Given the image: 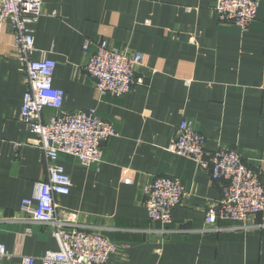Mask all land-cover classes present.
Returning <instances> with one entry per match:
<instances>
[{
  "label": "crops",
  "instance_id": "obj_1",
  "mask_svg": "<svg viewBox=\"0 0 264 264\" xmlns=\"http://www.w3.org/2000/svg\"><path fill=\"white\" fill-rule=\"evenodd\" d=\"M29 26L32 60L56 64L52 85L64 93L63 110L95 109L117 133L103 144L102 162L85 168L59 155L69 194L56 199L77 229L115 246L109 264H264V213L246 221L207 226L205 210L228 185L212 181L195 162L167 149L181 122L205 138V149L234 150L264 175V0L245 30L219 23L216 0H41ZM8 22L0 30V243L21 264L55 250L49 226L19 210L33 185L45 180L37 138L19 115L27 90L23 63ZM142 54L135 83L122 97L99 94L84 72L96 46ZM88 42V48L84 49ZM54 114L44 110L42 120ZM178 179L186 198L172 223L148 219L142 189L155 177Z\"/></svg>",
  "mask_w": 264,
  "mask_h": 264
},
{
  "label": "built area",
  "instance_id": "obj_2",
  "mask_svg": "<svg viewBox=\"0 0 264 264\" xmlns=\"http://www.w3.org/2000/svg\"><path fill=\"white\" fill-rule=\"evenodd\" d=\"M41 0H0V30L8 22L14 32L16 53L23 63L27 90L20 108V121L37 138V147L45 160V180L34 183L32 194L20 202V213L29 220L51 228L55 250L38 258L40 264H109L115 246L100 234L77 229V224L63 217L56 199L69 194L70 177L59 164V155L74 158L88 168L102 162L103 144L114 138L115 128L101 120L95 109L63 110L64 93L53 87L55 62L48 58L32 60L33 37L29 26L41 16ZM259 0H216L215 18L242 31L257 15ZM86 42L84 49L88 48ZM141 53L126 55L108 47L105 41L96 46L84 67L99 94L122 97L135 83V69L142 63ZM54 114L44 123V110ZM170 153L192 159L212 181L228 185L217 205L204 213L207 226L217 221L241 223L264 213V175L247 166L232 149H205V138L181 122L167 149ZM144 207L150 221L169 226L172 211L186 198L185 188L175 178L158 176L142 189ZM0 243V260L8 257ZM35 258L22 257L21 264H34Z\"/></svg>",
  "mask_w": 264,
  "mask_h": 264
}]
</instances>
